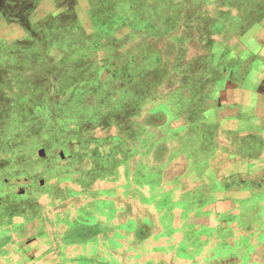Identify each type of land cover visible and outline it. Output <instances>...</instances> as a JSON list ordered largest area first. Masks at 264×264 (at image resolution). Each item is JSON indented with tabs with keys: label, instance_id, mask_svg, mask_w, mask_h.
Wrapping results in <instances>:
<instances>
[{
	"label": "rangeland",
	"instance_id": "374dc122",
	"mask_svg": "<svg viewBox=\"0 0 264 264\" xmlns=\"http://www.w3.org/2000/svg\"><path fill=\"white\" fill-rule=\"evenodd\" d=\"M33 1L3 0L6 10L12 13L0 12V145L5 142L10 147L6 154L0 148V158L5 154L11 166L6 177L26 176V183L31 182L27 188L30 191L20 192L23 196L20 195L18 204L11 200L7 205L8 209L17 205V211L24 216L18 219L26 225L23 238L10 235L13 232L5 236L0 231V248L3 245L15 248L19 242L28 251L22 258L12 254L0 257V264H18L19 259L22 264L53 263L56 258L39 259V256L48 254L54 235L37 233L42 226L53 234L59 232L55 229V216L71 207L67 186L70 182L75 184L73 190L78 191L74 193L82 196L96 194L97 190L104 195L108 188L116 187L118 206L124 202L127 208L114 223L107 224L93 216L87 218L91 225L106 233L102 235L105 243H97L89 235L93 227L88 225L86 232L84 229L88 235L80 239L96 242L93 247L88 244L85 250L90 263L73 255L78 259L74 264H91L97 254L105 264H204L206 256H212L216 264H240L246 257L240 250L200 252L179 247L184 234L180 211L173 212L177 218L174 227L180 232L170 234L169 238L158 232L148 234L150 229L161 231L155 223L161 215L152 210L151 223L144 218L149 209L129 201L127 195L131 191L126 182L122 179V184L114 182L117 174L113 176L112 172L117 168L112 158L113 150L120 146L123 154L117 165L123 172L125 165L127 168L129 164L135 165L139 161L135 157L140 155L138 171L142 173L130 183L133 197L148 191L152 192L148 201L153 202L157 199L155 194L161 193L158 204L164 208L175 206L172 194L165 193L159 177L170 167V177L183 173L186 166L183 159L177 158L172 163L175 150L169 152V160L164 157L161 162V147L175 138L174 131H167L165 126L169 121H179V130L183 131L179 138L194 147L193 136L198 127L209 123L206 116L196 112L201 110L205 99H210L209 95H203L205 86L224 77L219 67L224 58L218 55L209 58L202 36L208 37L205 34L214 28L221 31L214 35L216 41L230 40L235 59L228 61L234 78H242L235 71L244 63L237 60L242 54L248 57L244 67L256 71V60L246 53L257 48L264 53V0H35L38 6L24 26V19L16 16L17 8L22 2L31 5ZM260 7L261 11L257 10ZM206 17L219 26H211L210 21L204 23ZM260 17L263 21L258 22ZM215 51L218 54V48ZM258 68L259 73L264 72V58ZM250 84L257 85L256 81ZM262 90L261 87L255 99L264 98ZM192 106L194 113H188ZM253 110L254 107L248 106L240 111L244 113L242 130L248 132L242 133L238 127L232 129L246 139L245 145L258 151L262 138H256L254 146L247 143V138L249 134H262L264 105L260 106L255 121L249 117ZM66 115L70 119H65ZM234 119L229 118L226 123ZM226 123L214 130L223 133ZM32 128L33 137L28 132ZM259 128L261 131L256 132ZM214 141L224 145L226 138ZM102 159L109 167L97 173ZM22 163L23 170L16 171L17 164ZM258 169V175L264 176V164ZM3 180L0 175V194L5 192ZM81 181L83 185L86 181L93 182L81 188ZM187 181L192 184L191 179L186 178ZM258 181L262 183L264 179ZM256 182L254 179L252 183ZM145 183L149 184V190L145 189ZM260 190L263 193L254 197L253 203L264 198V183ZM28 195L33 201L22 203ZM215 196L210 195L212 199ZM248 202L243 204L245 209L252 208ZM213 207L218 212L225 209L218 203ZM130 215L137 222L132 221L130 228L120 227L119 231L118 222ZM208 222L214 223L215 219ZM260 226L264 228V220ZM65 228L64 225L59 228V233L65 235ZM76 248L83 250L80 245ZM249 253L253 261L264 264V244L259 251Z\"/></svg>",
	"mask_w": 264,
	"mask_h": 264
},
{
	"label": "crops",
	"instance_id": "0c3cea01",
	"mask_svg": "<svg viewBox=\"0 0 264 264\" xmlns=\"http://www.w3.org/2000/svg\"><path fill=\"white\" fill-rule=\"evenodd\" d=\"M37 6L38 4L36 3L28 5L22 2L21 8H17L18 13H16V16H20L21 20L24 19L23 21L25 22L27 21L30 12L35 10ZM6 9L7 8L3 4V0H0V12H3L1 14H7L8 11ZM263 9L264 8L262 7V10ZM257 10L261 11V7ZM263 19L260 17L258 22L261 20L263 21ZM24 22L23 24L26 26V22ZM211 26L217 27L219 25L212 23ZM217 31L221 32L220 30H216L214 28L209 29L208 34H205L208 35V37L202 36V38L203 42L205 41L204 47L206 50L208 49L209 55L207 56L209 58H216L217 55L218 57L224 58V64L219 66L222 68V71H220L223 72L222 74L224 77L220 78L213 84L209 83L205 86L203 95H209L210 99H205V101L202 103L203 107L201 110L195 109L196 112L202 116H206L205 120L206 122L209 121V123L207 122L208 125L206 124L202 127H198L197 132L193 136L196 141L194 147L190 146L188 140H181L182 137L179 138V135L183 133L182 130H179L181 126L179 121H169L165 126L168 128L166 129L167 131H174L173 134L175 138L173 137L174 139L172 138L169 140L165 145L166 147H161V162L163 161L164 157L166 160H169V152H174L173 150H175L176 153L174 154V157H171L172 163L177 158L180 160L183 159L186 166L185 169L182 170L183 173H177V175L170 177L168 173L171 168L170 167L166 172H161V176L159 177L161 187L164 185L163 188L165 189V193H171V201L175 202L177 205L175 204V206H172L171 208L162 207L160 204H158L159 198L162 196L161 193L155 194L157 199L153 202H149L147 198L152 192L142 191L141 193H138L136 198L133 197L135 195L132 194L130 183L133 181L134 177L136 178L142 173V171H138V166L141 164L140 155H138L140 158L135 157L137 158L136 160H139L135 165L129 164L130 169L129 167L127 168L125 164H123L125 165V169L122 172L120 171L117 163L122 158L119 156L123 154V150H120V146L118 147V150L115 148V150H113L114 155L112 162L113 165H115L116 162L117 170L113 169L112 174L113 176L117 174L114 178V182L116 184H122V180L123 182H126L125 186L129 189V192L131 191L127 195L129 201L131 200V202L140 203L149 209H146L148 210V213H146L144 216L145 219L151 220L152 223V220L154 219L151 211L155 210L160 213L161 216L159 218V222L157 223L156 221L155 223L157 226L162 228L161 231H153L150 229L148 234L152 232H158L163 236L167 235L169 238L170 234L180 232L174 227V220L177 218H174L173 213L175 211H180V220L183 222L182 231L184 234L183 240L178 244L183 250L185 249L200 252H205L206 249H209V251L240 250L246 253L241 254L246 257L242 258L240 264H255V261L250 258L251 254L249 252L254 250L259 251L261 246L264 244V228H262L263 226H260V223H262V220H264V198L257 201L256 203H253V201H256V199L253 200V198L263 193L260 188L264 182L262 181V183H260L258 180L264 179V176L263 174L260 176L258 175L260 173L258 166L264 164V127L260 136L257 133L249 134V137L247 138V143L253 146L256 144V138H262L263 141L261 142V148L258 151L245 145L244 142L246 139L243 140L242 138L244 137L240 135V132L233 130L232 127H234V129L235 127H238L242 130L241 125L244 121V113H242L243 109L245 110V108L248 106L254 107V110L251 112L249 117H252L255 121L258 116V110L260 106L264 105V98H254L255 95H259V89L261 87L264 89V83L259 76L260 73L258 68L259 61L264 58V53L259 52L258 48L255 51L246 53L249 55V58H254L256 60V71L252 68L249 70L248 67H244L245 62L247 61L246 58L248 57L244 56L243 54L240 55L237 60H242L244 63L238 65L237 68H235V71L237 72L236 74L242 75V78H234L231 68L232 65L228 61L229 58H234L232 57L233 50L231 49V42L230 40L216 41V39H214V35L218 33ZM220 35L224 36L225 34ZM224 37H226V35ZM216 48H218V54L217 51H215ZM255 81L257 85L254 87L250 83ZM262 94L264 95L263 90ZM235 104L238 105V107H233ZM193 109V106L189 107L187 112L192 113ZM237 111L239 112L237 113ZM229 118L232 120L234 118L237 119H234L235 121L233 122L226 123L227 119ZM262 119L264 121V116H262ZM30 122L34 123L33 120ZM82 122L83 119H81V123ZM225 123L226 125L225 128H223V133H221L220 130H214V127L217 128V125L223 127ZM86 124L88 125V123ZM163 126L164 123H162V127ZM260 131L261 130L259 128L256 132ZM28 132L30 133L31 137L34 136V128ZM245 132L248 131L242 130V133ZM222 137L226 138L224 145H221L219 141L215 143L214 139L217 140ZM1 147H3V153H8L7 151L10 147L7 146V143L4 142L3 145H0V148ZM5 154L0 158V165L4 164L7 166V168H11V166L8 165V157ZM16 154L19 155L20 151H18ZM115 156H118L119 158H115ZM196 156H198V158ZM103 161L104 160L102 159V163L100 162V165H97V173L104 172L105 167H109L105 166V162ZM23 167V163L20 166L17 164L16 171H22ZM186 178L191 179L192 184H190L188 181L185 182ZM254 179L257 180L255 184L252 183L254 182ZM5 182H7V180H4V183ZM92 182L93 181H86L87 186H91L90 183ZM81 183V188L86 185H83L84 182L82 181ZM144 185L146 186L145 189L149 190V184L145 183ZM67 186L70 190V195L67 197L69 198L68 200L72 202L71 207L65 213L60 214L57 212L54 221V225H57V228L54 227L57 229L56 231L60 232L59 228L62 229L63 225L67 227L65 228V235H62V232H56L53 234L51 230L46 231L44 226L39 228L37 233L39 236L48 235L51 237L54 235L52 248H50L48 254L39 256V259L51 260L56 258L51 264H74V262H78V259L73 258V255H75V258L85 259L90 263V260H88L90 257L87 255L88 252L85 253V250H88V248L91 246L93 247L96 242L89 238L85 241H81L80 239V236L88 235L84 234V229L86 232L88 225H91L87 218L89 216H93L95 219H104L107 224L109 221L114 223V221L120 217V214L126 213L125 209L127 208L124 206V202H122L119 204L120 207L122 206V209H119L116 201V187L112 189L108 188L107 194L104 195H102L100 190H97L96 194L92 195L99 196L93 197L92 195L82 196L81 194L74 193V191H78L75 189L73 190L75 187L73 182H70V184ZM213 193H215L216 196L212 199L210 195ZM11 199L14 200L15 198ZM17 199L18 198H16V201ZM247 200L249 201L248 205L250 204L252 208H244L243 204ZM9 201L10 200H7L5 202L9 203ZM8 203L6 205H8ZM214 203L224 206V211H216L213 207ZM5 213L6 217H9L11 220L9 223L5 222L4 224L0 225V231L2 235L8 236L9 233L13 232L10 235H18L19 237L23 238L25 233L24 227L26 225H24L21 221H18V219H22L24 216H22L19 211L12 212L10 210L8 211L7 209L1 214L3 215ZM105 213H107V215ZM212 215L215 216L214 223L208 222L209 220L214 221ZM29 216H31V214ZM193 216L194 218H192ZM132 221L137 222V220L130 215L124 219L123 222L121 221L122 223L118 222L119 231L121 230L120 227H122V229H125L126 227L130 228ZM234 223L237 224V227H235L236 225H234ZM91 226L93 227V231L90 230L91 232L89 233L91 234L89 235L97 239V243L101 242L104 245L105 242L103 240L104 238H102V235L105 236L106 233L104 231H100V229H97L94 225ZM153 226L155 227V225ZM163 231H165V233ZM60 237L63 238L62 241L58 239ZM31 242L33 241H28V243ZM150 243H152V239H150ZM88 244H90L89 247H87ZM77 245H80L83 250H77ZM26 251H28V248H24L23 243L20 244L18 242L15 248L3 245L2 248H0V257L4 259V256H7L8 258L12 254L22 258L24 255H26L24 254ZM211 258L212 256H206L204 264H216ZM246 259L247 262H245ZM18 261H20L18 264H22L21 259ZM80 262L84 263L83 261ZM92 262L91 264L104 263L98 254ZM229 262H231L230 259L228 260V263ZM258 263L259 262L256 264Z\"/></svg>",
	"mask_w": 264,
	"mask_h": 264
},
{
	"label": "flooded vegetation",
	"instance_id": "af4514ba",
	"mask_svg": "<svg viewBox=\"0 0 264 264\" xmlns=\"http://www.w3.org/2000/svg\"><path fill=\"white\" fill-rule=\"evenodd\" d=\"M33 3H38V1L36 2L34 0ZM18 7L21 8V4ZM8 13H12V12H8ZM28 18H29V16H28ZM28 18H27V20H28ZM209 21L211 23H213V20L209 19V18H207V20H204V23L205 22H209ZM260 75H261L260 78L264 81V72L263 71L260 72ZM37 109H39V108L37 107ZM67 117H68V115H66L65 119H67ZM78 118H81V116L78 117ZM68 119H70V118L68 117ZM115 164H116V162H115ZM7 169L8 168H7L6 165H4V164L0 165V175L2 177H4L5 181L7 180V182H8V183L7 182L4 183V180H3L4 184L2 183L3 184V189H5V192L0 194V225L4 224L5 222L9 223L10 220H11L9 217H6V213L3 214V215L1 213H4L6 209L8 211L9 210L12 211V209H13V211H17V209H19V207L17 205H14V204H12L14 206V208H12V209L9 208L8 209V206L6 205L8 202H5V201H7V200L11 201L12 200L11 198H18L17 201H16V199L13 200L14 202H17V204H18V202H19L18 200L22 199L21 198V196H23L22 193L25 194V191L28 190L27 188H28V186H30V183H31V182L30 183H28V182L26 183V181H28L26 176H18V175L17 176H12V175L8 174L9 176L6 177V170ZM29 181H32V180H29ZM28 191H30V190H28ZM20 192H22V193H20ZM15 194H16V196H15ZM32 201H33L32 196L28 195L25 199H23L22 203L32 202ZM257 262L258 261L255 260V263H257Z\"/></svg>",
	"mask_w": 264,
	"mask_h": 264
}]
</instances>
